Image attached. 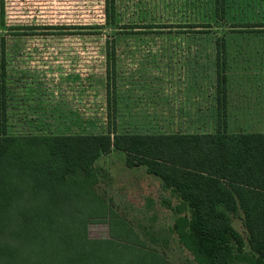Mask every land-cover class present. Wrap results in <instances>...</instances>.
<instances>
[{
  "label": "trees",
  "instance_id": "obj_1",
  "mask_svg": "<svg viewBox=\"0 0 264 264\" xmlns=\"http://www.w3.org/2000/svg\"><path fill=\"white\" fill-rule=\"evenodd\" d=\"M245 1L205 0L208 19L171 25L188 30L166 32L198 39L211 33L207 30L211 21L229 23L228 35L220 33L211 39L210 54L202 66L205 78H217L218 100L224 93L219 78H251L250 57L239 48L233 52L229 48L230 36L244 38L264 26L247 15L232 14L249 3ZM102 13L103 22L83 27L94 34L106 28L116 30L105 34L103 41L106 131L23 135L7 129L6 36L25 35L35 28L7 24L5 1L0 0V264H170L124 222L119 230L111 226V238L88 237L89 223L116 216L96 189L102 174L95 162L113 150L123 151L130 166L144 165L149 174L161 179L163 188L176 194L174 205L164 201L177 215L172 231L197 263L233 264L240 258L264 264V131L229 132L219 127L209 132L207 124L191 132L169 125L120 131V101L115 94L116 78H124L117 52L119 35L130 37V42L136 36L142 37L141 43L147 42L160 33L152 30L160 26L120 22L116 0H103ZM173 52L182 53L178 43ZM234 60L237 63H231ZM177 64L178 60L172 65ZM237 215L247 232L250 252L246 255L243 237L232 226Z\"/></svg>",
  "mask_w": 264,
  "mask_h": 264
},
{
  "label": "rangeland",
  "instance_id": "obj_2",
  "mask_svg": "<svg viewBox=\"0 0 264 264\" xmlns=\"http://www.w3.org/2000/svg\"><path fill=\"white\" fill-rule=\"evenodd\" d=\"M4 1L7 24L35 28L25 31L29 32L25 35L10 33L6 36L7 129L23 135L105 132L108 119L106 78H102L103 41L105 34L113 29L106 28L94 34L87 33L92 29L83 27L103 22V0ZM199 1L116 0L120 22L142 21L160 26L152 29L160 33L147 42L141 43L142 37L137 36L130 42V37L119 35L117 52L124 78H116L115 94L120 101L117 108L120 131L178 127L177 118L159 115L163 108L159 104L160 84L169 87L164 91L166 99L175 92L176 88H172L175 78H205L202 66L206 55L210 54L211 39L220 33L228 35L232 28L229 23L211 21L212 27L207 29L211 33L201 34L198 39L167 35L169 30H188L171 25L208 19L204 17L209 12L202 4L205 0ZM247 1L249 3L236 7L232 14L247 15L254 22L264 23V0ZM258 29L259 33H250L244 38L230 36L229 48L231 52L239 48L250 57L247 62L251 66L248 71L252 73L251 78L264 79V26ZM177 43L182 53L173 52ZM192 58L194 63H191ZM176 60L177 67L172 65ZM234 62L237 63L236 60L231 63ZM181 94L177 100L169 97L170 104L164 108L169 105L177 108L171 102L180 104ZM184 94L191 96L186 91ZM95 165L102 174L96 189L105 196L106 204L116 216L89 223V238H111V226L119 230L124 222L148 248L164 255L170 264H199L172 231L177 215L164 201L174 205L178 198L171 189L163 188L158 176L149 174L144 165H128L125 153L119 150L102 155ZM232 226L243 237L242 252L248 254L247 232L240 216L233 217ZM233 264L252 262L236 258Z\"/></svg>",
  "mask_w": 264,
  "mask_h": 264
},
{
  "label": "crops",
  "instance_id": "obj_3",
  "mask_svg": "<svg viewBox=\"0 0 264 264\" xmlns=\"http://www.w3.org/2000/svg\"><path fill=\"white\" fill-rule=\"evenodd\" d=\"M219 79L220 81L223 80L224 84L222 85L224 93L221 95L222 97L220 96V100L217 98V78H175L172 86L173 89L176 88L175 92L170 93L166 99L164 91L169 87H163L165 83H161L159 104L163 108L160 109V117L164 114L168 116L175 114L178 122L176 129L186 132H191L198 126H204V124H207V130H211L209 132H216L219 127L229 132H263L264 79ZM204 80L206 81L205 87ZM185 91L191 96H185ZM181 92L183 99L181 103L176 101L180 104H175L172 99L177 100L178 94ZM169 97L172 98L171 103L177 108H171V105L164 108L170 104ZM218 118L220 119L218 120Z\"/></svg>",
  "mask_w": 264,
  "mask_h": 264
}]
</instances>
